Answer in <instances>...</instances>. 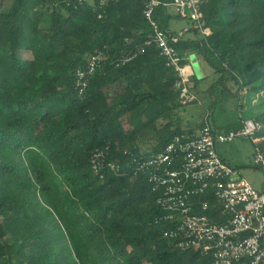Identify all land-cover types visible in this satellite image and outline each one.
<instances>
[{
    "label": "trees",
    "instance_id": "16d2710c",
    "mask_svg": "<svg viewBox=\"0 0 264 264\" xmlns=\"http://www.w3.org/2000/svg\"><path fill=\"white\" fill-rule=\"evenodd\" d=\"M5 1L0 264H208L212 256L165 235L172 223L137 167L174 135L204 125L182 124L179 77L153 40L148 0H13L2 10ZM200 9L210 33L191 28L197 36L177 48L201 53L213 68L209 91L235 83L263 92L264 0H201ZM154 17L168 28L172 15L160 5ZM96 50L104 59L80 93L75 73ZM254 119L264 154V111ZM97 149L119 168L95 174ZM198 199L222 219L216 197Z\"/></svg>",
    "mask_w": 264,
    "mask_h": 264
},
{
    "label": "built area",
    "instance_id": "2783aa9c",
    "mask_svg": "<svg viewBox=\"0 0 264 264\" xmlns=\"http://www.w3.org/2000/svg\"><path fill=\"white\" fill-rule=\"evenodd\" d=\"M160 5L173 7L179 17L192 21L193 29L204 34H209L210 29L200 9L201 0L147 1L144 14L153 31V40L166 64L176 71L179 102L187 105L197 100L190 86L194 71L187 63V54L177 48L182 40L181 32L161 27L154 17ZM103 59V53L96 50L87 57L86 65L77 69L80 93L88 87ZM261 127L260 121L248 117L242 119L237 129H217L207 113L204 125L193 134L174 135L161 151L138 162V170L148 171L153 190L158 192L157 202L164 209V218L172 223L165 235L171 237L176 247L212 256L208 264H264V183L255 187L221 156L218 148L219 144L238 136H252ZM104 155L103 150L97 149L91 156L92 169L97 175L105 165L113 170L119 168L115 162H106ZM253 162L264 175V154L258 147ZM203 194L218 199L220 216L217 217L222 219L216 220L208 201L198 199Z\"/></svg>",
    "mask_w": 264,
    "mask_h": 264
},
{
    "label": "rangeland",
    "instance_id": "374dc122",
    "mask_svg": "<svg viewBox=\"0 0 264 264\" xmlns=\"http://www.w3.org/2000/svg\"><path fill=\"white\" fill-rule=\"evenodd\" d=\"M12 1L6 0L1 9H8ZM192 25V21L178 17L170 22V28H178V31L183 30L182 32L187 33L186 35L190 34L191 36L188 37L191 38L194 37L192 33H189L193 32L190 30ZM202 66L204 70L203 77H197L195 81H192L191 77L190 83L191 88L197 95V100L181 109L179 114L182 116V121H186L184 118L187 115L194 123L200 124L203 122L205 115L209 113L214 128L227 131L231 127L236 128L240 118H255L264 111V91L261 93L249 92L245 89L239 91L235 83L230 84L229 91H224L221 87L209 91L217 76L209 64ZM257 138H260L258 132L252 136H238L232 141L219 144L218 148L220 154L240 171L242 177L249 180L255 187H261L264 182V175L262 170L255 167L253 162L257 149L254 140ZM141 145V149L146 146ZM148 148L146 147L143 151L148 150Z\"/></svg>",
    "mask_w": 264,
    "mask_h": 264
},
{
    "label": "crops",
    "instance_id": "0c3cea01",
    "mask_svg": "<svg viewBox=\"0 0 264 264\" xmlns=\"http://www.w3.org/2000/svg\"><path fill=\"white\" fill-rule=\"evenodd\" d=\"M168 11H169V13L172 15V18H171V20H170V22L175 18V17H178V18H181V17H179L176 13H175V10H174V8L173 7H168ZM170 24V23H169ZM168 28L169 29H171L172 31H175V32H181V34H182V40L183 39H185V38H189L188 36H191L190 34H188V35H186L187 33H183L182 31L183 30H181V31H178L177 29L178 28H174V29H172V28H170V25L168 26ZM189 29V28H188ZM187 29V30H188ZM186 30V31H187ZM189 33H192L193 35H194V37H196L197 36V34L193 31V32H189ZM202 33V32H201ZM185 35V36H184ZM186 54H187V56H188V59H187V63H189L191 66H192V63H193V61H192V56H194L195 57V61L198 63V65H199V68H200V70H201V75L200 76H197L196 74H195V71H194V69H193V71H194V74L197 76V77H203V75H204V70H203V66L202 65H205V64H208L207 62H206V60L204 59V57L202 56V54L201 53H199V52H185ZM192 68H193V66H192ZM215 73V72H214ZM182 117V116H181ZM245 118H248V117H245ZM249 118H253V117H249ZM184 119H186V121H182V123L183 124H187V123H194V121H192V120H190L189 118H188V116L186 115V118H184ZM242 119H244V118H242ZM183 120V119H182ZM255 142V145L257 144V143H259L260 141H261V138H257V139H255L254 140ZM222 156V155H221ZM223 157V156H222ZM227 162H229L230 163V161L228 160V159H226L225 157H223ZM231 164V163H230ZM232 165V164H231ZM235 167V166H234ZM240 172V171H239ZM245 178V177H244ZM264 183V182H263ZM263 185V184H262Z\"/></svg>",
    "mask_w": 264,
    "mask_h": 264
},
{
    "label": "water",
    "instance_id": "95a60500",
    "mask_svg": "<svg viewBox=\"0 0 264 264\" xmlns=\"http://www.w3.org/2000/svg\"><path fill=\"white\" fill-rule=\"evenodd\" d=\"M192 61H193L192 66H193V69L195 71V74L197 76H200L201 75V70L199 68L198 63L195 61V57L194 56H192Z\"/></svg>",
    "mask_w": 264,
    "mask_h": 264
}]
</instances>
